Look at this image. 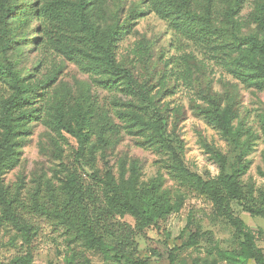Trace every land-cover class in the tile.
I'll return each instance as SVG.
<instances>
[{
	"label": "rangeland",
	"instance_id": "rangeland-1",
	"mask_svg": "<svg viewBox=\"0 0 264 264\" xmlns=\"http://www.w3.org/2000/svg\"><path fill=\"white\" fill-rule=\"evenodd\" d=\"M48 2L0 0V66L12 64L23 84L36 87L30 108H38L19 127V153L4 169V184L29 201L36 189L62 187L75 168L93 183L92 171L75 160L77 139L54 126L57 106L81 103L92 112L91 141L102 176L110 170L117 181L128 180L136 164L139 182L158 178L159 192L179 208L137 230L136 244L97 232L102 250L49 207L20 211L19 222L30 227L25 232L3 217L0 203V263L30 255L27 264H257L243 255L240 228L253 234L264 253V216L226 195L221 177L244 167L239 176L243 194L264 197V88L245 84L232 72L239 52L261 58L248 46L235 45L232 34L262 36L257 17L264 0H90L97 24L105 29L118 25V62L133 72L141 89L109 73L93 52L63 50L57 28L39 16ZM209 2L210 23L203 20ZM9 6L16 12L7 14ZM70 25V33L78 30L77 24ZM113 81L112 89L105 85ZM11 92V85L0 79V105ZM208 92L223 106L233 104L232 135H223L199 114L198 106L210 105ZM100 131L108 141L103 146ZM174 155L219 196L194 177H177L171 167ZM97 185L105 206L104 187ZM117 219L136 224L130 214ZM237 220L244 225L237 227Z\"/></svg>",
	"mask_w": 264,
	"mask_h": 264
},
{
	"label": "trees",
	"instance_id": "trees-1",
	"mask_svg": "<svg viewBox=\"0 0 264 264\" xmlns=\"http://www.w3.org/2000/svg\"><path fill=\"white\" fill-rule=\"evenodd\" d=\"M89 3L90 0H49L39 16L45 17L57 28L59 46L63 50L84 55L93 52V56L109 73L117 78H127L132 87L140 86L133 72L118 62L116 42L119 35L118 25L114 29L102 28L93 20L89 11ZM9 8L10 11L7 14L16 12L14 7L9 6ZM210 11L209 2V11L207 10L203 17V20L209 23L211 21ZM7 14L2 16L5 18ZM257 18L258 29L262 36L258 33L232 34V40L235 45L248 46L250 52L260 55L261 58L257 59L251 54L244 55L239 52L237 57L233 58L232 72L243 83L255 84L259 88H264V9L259 10ZM71 23L78 25L76 32L68 31ZM12 68V64L0 66V79L6 80L12 87V92L0 105V203L4 207L3 217L21 225L20 227L23 226L25 232H29L30 227L19 222V219L23 220L20 211L45 212L49 207L47 210L61 218L68 228L75 229L79 235L85 237L89 244L95 243L104 250V241L96 235L97 232H100V235L101 233L119 235L126 243L136 244L137 230L143 231L179 208V204H173L168 196L159 192L160 180L158 178L147 183L139 182L140 172L136 164L128 180L121 178L117 181L110 170L106 172V176H102L95 155L96 145L91 141L94 133L92 112L81 103L78 106L67 107L64 103L57 106L58 119L54 126L56 130H64L77 139L75 160L80 164L83 163L92 171L93 183H87L83 175L75 168L70 171L62 187H47L44 191L36 189L29 201L22 199L12 186L5 185L2 179L4 169L17 160L19 153L18 147L21 141L16 138L21 132L19 127L27 118L36 116L35 112L38 110V108H30L36 87L23 84L20 75ZM105 85L112 89L116 86V82ZM206 96L210 105L204 108L198 106L199 114L214 124L223 135H232L235 118L233 104L228 102L223 106L221 99L215 94L208 92ZM98 139L101 146L108 143L101 131ZM216 157L220 161L224 160L223 155L218 152ZM173 159L174 163L171 167L175 170L177 177L181 179H186L187 176L194 177L195 181L203 185L206 190L219 196L217 189L208 187L206 181L189 173L178 156L174 155ZM243 168L236 169L231 175H223L221 177L222 189L226 195L237 199L252 213L264 216V197L249 199L242 192L239 176ZM97 184H102L104 187L105 206L99 202ZM223 206L227 209L225 205ZM118 214L132 215L136 224L132 226L128 222L118 220ZM235 224L237 227L244 225L238 220ZM240 233L244 235L243 255L254 259L257 264H264L263 250L257 246L253 234L242 228H240ZM30 258V255L17 257L7 264H27ZM133 263L147 264L148 261H134Z\"/></svg>",
	"mask_w": 264,
	"mask_h": 264
}]
</instances>
